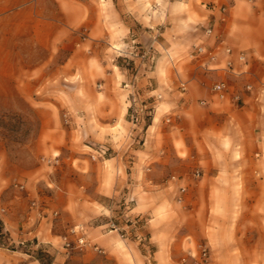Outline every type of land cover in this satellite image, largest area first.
I'll list each match as a JSON object with an SVG mask.
<instances>
[{"label":"crops","instance_id":"obj_1","mask_svg":"<svg viewBox=\"0 0 264 264\" xmlns=\"http://www.w3.org/2000/svg\"><path fill=\"white\" fill-rule=\"evenodd\" d=\"M206 27L212 28L210 36L203 33ZM151 32L158 36L154 42ZM133 37L147 53L128 68L117 51ZM220 41L233 49V70L224 68ZM194 45L212 51L216 64L207 69L204 58L190 59ZM238 52L247 64L238 62ZM38 81L56 83L42 92L78 102L66 108L73 116L67 119L71 130L58 131L47 142L53 155L46 157L57 158L62 182L35 208L20 210L33 192L14 195L1 220L13 243L36 239L52 245V264H148L150 259L178 264L195 245L210 246L206 238L216 250L230 233V215H214L207 202L175 218L165 206L166 200L178 206L177 192L166 187L168 176L186 185L185 202L189 188L264 191V0H0V84L14 91L10 96L29 98ZM218 81L229 88L224 100L211 90ZM243 83L251 90H243ZM233 94L242 97L240 107ZM133 95L153 108L146 128L142 118L134 123L129 117ZM49 127L42 122V128ZM119 128L128 134L117 139L113 131ZM141 130L139 143L134 135ZM192 165L200 171L198 183L191 178ZM130 178L134 188H122ZM259 194L256 210L264 209V192ZM125 197L133 200L126 214L147 220L148 243L154 247L149 256L138 241L108 229ZM54 210L57 221L51 219ZM256 221L264 226V216ZM74 226L82 227L101 252L89 247L66 255L61 240ZM29 259L17 250L4 254L0 264H40Z\"/></svg>","mask_w":264,"mask_h":264},{"label":"rangeland","instance_id":"obj_2","mask_svg":"<svg viewBox=\"0 0 264 264\" xmlns=\"http://www.w3.org/2000/svg\"><path fill=\"white\" fill-rule=\"evenodd\" d=\"M157 39V33L151 32L150 40L153 42ZM131 40L130 45L126 44L117 51L119 57L123 58L124 65L128 68L136 66L134 59H139L145 51L138 47L135 37ZM136 55L137 58H135ZM53 84L55 86L56 83L33 82V96L29 98L17 95L10 96L9 93L14 91L7 84H0V262L4 254L17 250H23L30 255L33 259L29 260L33 262L52 264L53 261L54 249L52 245L38 244L36 239L24 241L23 245L13 243L4 231L1 220V218L6 217L7 209H10L11 197L14 195L20 194L22 191L33 192V199L27 200V203L20 210H26L29 207L35 208L36 202L44 204L42 197H45L49 191L55 189L62 182L60 167L45 162L46 159H49L46 156L53 155L47 150V142L56 139L58 131L67 133L71 130V124L67 123V119L71 121L73 116L72 113L66 112V108L69 104L73 105L78 102L74 101L75 98L50 96L40 90L45 85L51 86ZM247 85L248 83H243V90L247 91ZM92 87L96 89V86L93 85ZM241 104L242 97L236 105L240 107ZM64 113H67V117ZM42 122L45 124L47 122L50 127L42 128ZM144 122L146 128L152 123V116L149 119L145 118ZM102 132L105 134L104 130ZM142 132L144 130L134 135L136 136L134 137L135 140L139 143L142 142L140 139ZM124 133L128 134V131L122 128L113 131L117 139L121 137L120 134ZM85 140L83 141L85 145L95 149L94 145ZM101 144L105 145V143ZM83 152L89 156L96 155L94 151L88 148H83ZM195 152L198 151L194 150L193 154ZM185 156L189 157V153H185ZM67 163L69 164L66 162L64 167L69 169ZM195 170L198 169L192 165L191 175ZM170 177L168 176L166 179L169 180ZM43 178L47 179L51 185L46 184ZM194 181L198 183L200 179H194ZM134 182L135 180L130 178L127 186L122 188H134ZM166 187L177 192L178 186L176 184L168 181ZM205 189L189 188L190 198L183 204H178L175 200L177 207L172 204V200H166L165 206L168 213L171 212L177 218L181 215L192 214L195 207L205 206L207 202L211 203L213 209H209L210 212L213 211L214 215L220 217L226 213L231 218V225L228 226L230 233L225 236V241L221 239L218 241L220 246L216 250L212 248V242L209 238H206L210 246L206 244L209 248L211 247V264H214L217 258H220L222 264H264V226L256 224V218L260 215L264 216V209L256 210L255 208V202L260 197L259 193L262 194L264 191L260 188H228L229 191L225 192L224 188L221 190L216 188L213 192L208 193ZM33 202L36 204L34 205ZM132 204L133 200L130 197L121 200L118 208L114 211V217L108 222V229L111 222L115 223L126 233V238L138 241L145 254L149 256L153 253L154 247L148 243L147 220L145 217L132 218L126 214ZM3 209L6 211L4 212ZM167 210L164 212L167 213ZM55 212L57 211L54 210L51 213L53 221H57L59 218V213L55 214ZM161 212L164 213L162 209ZM214 227L218 228L219 226L215 224ZM173 230L174 227L171 226L169 231ZM150 261L148 264L153 263L151 259ZM19 264H25V261Z\"/></svg>","mask_w":264,"mask_h":264},{"label":"built area","instance_id":"obj_3","mask_svg":"<svg viewBox=\"0 0 264 264\" xmlns=\"http://www.w3.org/2000/svg\"><path fill=\"white\" fill-rule=\"evenodd\" d=\"M253 1V0H250ZM203 33L206 36H210L212 34V28L206 27L203 29ZM154 42V41H153ZM218 47L223 48V54L226 56V60L224 62V68L226 70H233V61H232V55H233V49L231 47L225 46L222 41L218 42ZM146 50L140 55V57L146 56ZM137 56V55H136ZM237 60L239 63L245 65L247 64V58L244 53L238 52L236 54ZM189 58L192 60H198L199 58H204V67L209 69L213 65L216 64V55L208 50L204 46L200 45H194L190 54ZM185 90L184 88H182ZM212 92H214L219 99L224 100L227 98L229 94V88L226 82L224 81H218L212 84L211 87ZM246 90L250 91L251 86L247 85ZM153 98V97H152ZM156 99H161L160 95L156 96ZM231 100L234 103H238L241 100V97L239 94H233L231 95ZM137 97L135 95L132 96L130 101V107H129V117L132 122L136 123L139 118H142V121L145 120V118H150L153 114V108L152 107H146L144 105H140L137 102ZM201 104H204V102H201ZM167 123L171 121L170 117H167L165 119ZM97 153H100L101 155L104 153L103 150H97ZM46 163L48 164H56L58 162L57 158L53 159H46ZM200 171L195 170L191 177L193 179H198L200 177ZM170 183L176 184L177 187V195H176V202L178 204L184 203V198L187 193V187L184 185L183 181H181L179 178L175 176H171L168 180ZM110 230L118 231L122 237H125L126 233L123 232V229L116 226L115 223L111 222L109 226ZM62 249L64 250V253L66 255H70L72 253H81L84 250H86L89 247H92L97 252H101L100 249L91 246L90 242L87 240L83 228L80 226H74L70 229H68L66 235L62 237ZM23 245V243H21ZM178 264H211V252L210 248L206 243H199L195 245L193 248L188 249L183 256L179 259Z\"/></svg>","mask_w":264,"mask_h":264}]
</instances>
